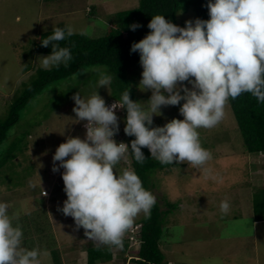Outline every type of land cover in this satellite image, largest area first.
I'll use <instances>...</instances> for the list:
<instances>
[{
	"label": "rangeland",
	"instance_id": "obj_1",
	"mask_svg": "<svg viewBox=\"0 0 264 264\" xmlns=\"http://www.w3.org/2000/svg\"><path fill=\"white\" fill-rule=\"evenodd\" d=\"M137 6L138 0H0V121L8 116L10 105L33 79L37 68H44L40 56L48 54L33 52V42L39 34L63 25L70 26L73 33L101 37L114 25L116 13ZM196 18L193 9L176 14L180 27ZM100 69L103 67H90L48 85L21 109L18 122L0 146L5 151L11 141L27 133L23 152L0 168V202L7 203L13 223L23 230V245L30 250L50 253L46 233H53L54 246L61 251L71 246L75 249L81 240L99 245L60 211L67 199L61 178L63 169L52 171V157L66 138H84L86 121H75L72 96L77 92L83 98L90 97L97 90ZM141 72L137 64L129 70L128 79L135 89L134 101L147 102L151 92L137 87ZM185 85L191 87L187 82ZM97 91L106 105L115 102L109 97L108 86ZM63 98L66 99L56 107ZM179 107H162L161 115L153 117V126H163L173 118L183 119ZM116 115L119 132L114 139L119 143L124 142L125 124L121 109L116 110ZM198 131L212 159L202 167L179 163L156 171L151 178V192L162 209L165 200L177 204L165 218L161 245L165 259L168 264H264V221L256 223L252 210V195L264 181V154L244 150L229 103L216 127ZM129 168L127 157L115 170L121 174ZM225 200L230 203L227 214L220 209ZM144 217L141 213L134 223ZM137 231L130 227L126 232L123 239L128 242L127 248L137 250ZM124 255L130 256L128 249ZM51 259V255L42 256L41 264H53ZM119 262L117 258L110 264Z\"/></svg>",
	"mask_w": 264,
	"mask_h": 264
},
{
	"label": "clouds",
	"instance_id": "obj_2",
	"mask_svg": "<svg viewBox=\"0 0 264 264\" xmlns=\"http://www.w3.org/2000/svg\"><path fill=\"white\" fill-rule=\"evenodd\" d=\"M206 7L209 19L185 21L183 27L154 15L147 24L149 33L132 43L130 52L139 54L142 68L137 87L151 92L147 102L133 101L128 88L120 101L106 105L97 90L112 83L107 69L99 73L90 97L77 92L72 96L75 121H86L85 136L59 144L52 171L63 169L67 199L60 211L99 245L122 248L135 218L141 213L150 216L156 204L134 169L116 173L122 159L131 155L142 164L146 158L141 149L147 148L161 164L202 167L212 153L202 146L198 130L216 127L229 99L243 93L264 103V0H207ZM139 27L129 25L133 31ZM72 35L70 26L56 27L42 40L41 46L51 47L50 54L40 56L45 69L68 67L71 49L59 42ZM176 105L183 119L153 126L162 107ZM117 109L126 111L123 131L134 137L129 144L114 139L119 132ZM220 209L227 214L230 203L222 201ZM23 235L7 203L0 202V264H41L42 256L50 258L47 251L24 247ZM127 260L132 264L130 256Z\"/></svg>",
	"mask_w": 264,
	"mask_h": 264
},
{
	"label": "trees",
	"instance_id": "obj_3",
	"mask_svg": "<svg viewBox=\"0 0 264 264\" xmlns=\"http://www.w3.org/2000/svg\"><path fill=\"white\" fill-rule=\"evenodd\" d=\"M206 4L207 0H138L136 8L116 13L114 25L109 27L105 35L90 38L83 34L73 33L72 36L66 37L64 41L59 43L61 47L71 49L72 60L68 67L61 65L50 70L42 67L37 68L33 79L24 85L23 92L10 105L8 116L0 121V146L6 140L10 129L18 122L21 109L30 103L36 95L48 85L55 84L90 67H103L100 69L101 72L107 69L108 73L112 75V83L108 86L109 97L112 100L120 101L122 94L129 88L130 98L134 101L135 89L128 79V73L132 67L139 64V54L130 52V47L132 43L138 42L149 33L150 29L147 28V24L152 16L164 15L167 20L178 26L176 14L180 11L187 12L189 9H193L197 18L207 20L209 16ZM134 23L140 25L135 31L129 28V25ZM59 27L65 29L63 25ZM51 32L41 33L36 37L33 42L34 53L50 54L51 47H43L40 43L48 35H51ZM65 97L67 98V96ZM66 98L59 99L55 106L60 105ZM228 103L241 134L244 150L250 154H264V103H259L250 93H243L234 100L229 99ZM121 112L125 124L126 111L121 109ZM26 136L27 133L22 134L11 141L5 151L0 150V168L23 152L26 148L24 142ZM133 139L134 137L124 134V143L129 144ZM141 150L146 158L144 163H137L129 155L128 164L131 169L135 170L147 190L151 191L154 186L151 178L156 171L181 165L179 163L161 164L151 158L147 148ZM162 203L164 209L156 198V204L152 208L150 216L142 218L131 226V228L138 230V234L134 235L139 242L137 250L127 248L126 239H123L122 248L111 245H89L85 252L87 264L110 261L115 253L118 258L127 260L128 257L123 256L125 249H128L130 253V263L132 264H168V260L165 259L161 249V245L164 243L162 240L163 229L166 216L177 208V204L168 200ZM252 210L254 221H264V181L252 195ZM46 237L47 241L51 243L48 248L52 263L62 264L60 251L54 246L53 233H46ZM113 250H117V252L114 253Z\"/></svg>",
	"mask_w": 264,
	"mask_h": 264
},
{
	"label": "crops",
	"instance_id": "obj_4",
	"mask_svg": "<svg viewBox=\"0 0 264 264\" xmlns=\"http://www.w3.org/2000/svg\"><path fill=\"white\" fill-rule=\"evenodd\" d=\"M255 222L257 223V221H255ZM82 241H84V240L79 241V243H77L75 245L76 246L75 249H73V246H71L68 250H65V251L64 250L61 251L59 249L62 264H87L86 256H85L86 250L83 251L84 253L83 252L79 253V251H77V250H81V248L86 249L89 246L88 244L90 243V245H92V243L91 242L83 243ZM93 245H94V243H93ZM95 245H97V244L95 243ZM79 254H81V255H79ZM115 255L116 254H114V257L110 261L97 262L96 264H105V263L110 264V262H113L118 258V256L117 255L115 256ZM115 257H117V258H115ZM118 259L120 260V262L116 263V264H121V263L128 264L127 260L125 261L124 258H118ZM112 264H115V263H112Z\"/></svg>",
	"mask_w": 264,
	"mask_h": 264
},
{
	"label": "built area",
	"instance_id": "obj_5",
	"mask_svg": "<svg viewBox=\"0 0 264 264\" xmlns=\"http://www.w3.org/2000/svg\"><path fill=\"white\" fill-rule=\"evenodd\" d=\"M43 194H46L45 192Z\"/></svg>",
	"mask_w": 264,
	"mask_h": 264
}]
</instances>
